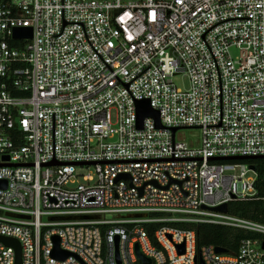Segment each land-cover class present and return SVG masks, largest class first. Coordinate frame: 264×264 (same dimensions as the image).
<instances>
[{
	"label": "built area",
	"instance_id": "obj_1",
	"mask_svg": "<svg viewBox=\"0 0 264 264\" xmlns=\"http://www.w3.org/2000/svg\"><path fill=\"white\" fill-rule=\"evenodd\" d=\"M144 100L163 127H139ZM233 156H264V0H0V235L21 264H264V223L212 209L257 196ZM176 222L259 236L219 252Z\"/></svg>",
	"mask_w": 264,
	"mask_h": 264
},
{
	"label": "trees",
	"instance_id": "obj_2",
	"mask_svg": "<svg viewBox=\"0 0 264 264\" xmlns=\"http://www.w3.org/2000/svg\"><path fill=\"white\" fill-rule=\"evenodd\" d=\"M233 162L247 163L256 168L258 177L256 182L257 196L253 199L234 200L229 203V213L237 217L254 220L264 223V158L234 160ZM182 229H193L197 233V243L199 247L205 245H215L227 249L229 252L236 251L243 239L256 238L259 235L255 232L215 223H170ZM161 224L153 223L147 225L151 237L153 232Z\"/></svg>",
	"mask_w": 264,
	"mask_h": 264
},
{
	"label": "water",
	"instance_id": "obj_3",
	"mask_svg": "<svg viewBox=\"0 0 264 264\" xmlns=\"http://www.w3.org/2000/svg\"><path fill=\"white\" fill-rule=\"evenodd\" d=\"M15 32H16L15 33L16 37H23V36L32 37V28H17ZM138 115H139V120H138L139 127H142L143 121L146 117H152L155 120L157 127L159 128L163 127L159 112L150 106V103L148 100L138 102ZM176 130L177 128H172L173 132H175ZM257 158H264V156H233V157H219L215 159L216 160H247V159H257ZM251 167L252 169L256 170L254 166H251ZM126 177H128L127 174L120 176V178H126ZM153 183L156 184V182H153ZM6 185H7V182L5 180H0V187L5 188ZM212 209L215 211L226 213L229 211V204L224 203ZM54 241H55V248L53 250V255L59 259H65L66 257H68L69 252L60 249V242L57 236L54 237ZM0 242L4 243L7 246H11L15 249L16 251V263L15 264H21L22 263V246H21L20 241L16 238L0 235ZM115 246H116V260L118 263H120L121 259H120V252H119V236L116 237ZM179 249L181 253L184 252V245L179 246ZM217 250L219 252H227V249L221 248V247H218ZM136 253L143 262L149 263L151 261L150 258L146 257L141 252L139 244H136Z\"/></svg>",
	"mask_w": 264,
	"mask_h": 264
},
{
	"label": "rangeland",
	"instance_id": "obj_4",
	"mask_svg": "<svg viewBox=\"0 0 264 264\" xmlns=\"http://www.w3.org/2000/svg\"><path fill=\"white\" fill-rule=\"evenodd\" d=\"M232 53H238L237 49H233ZM174 80L179 88H189V79L186 76H183L182 74H177L175 75ZM178 136L180 138H184V140L191 146H197L198 141L200 140V131L197 128H181L178 132Z\"/></svg>",
	"mask_w": 264,
	"mask_h": 264
}]
</instances>
